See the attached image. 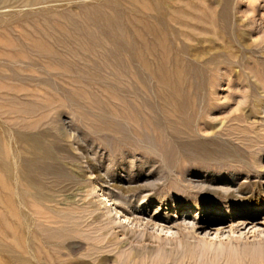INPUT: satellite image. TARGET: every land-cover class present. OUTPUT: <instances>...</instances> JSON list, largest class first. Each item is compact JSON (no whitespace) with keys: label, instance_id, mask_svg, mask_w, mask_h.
Masks as SVG:
<instances>
[{"label":"rangeland","instance_id":"374dc122","mask_svg":"<svg viewBox=\"0 0 264 264\" xmlns=\"http://www.w3.org/2000/svg\"><path fill=\"white\" fill-rule=\"evenodd\" d=\"M148 1L55 0L27 7L18 3L0 7V148L8 154L5 155L7 174L0 165V242L10 243L9 246L0 243V264H125L130 241L141 236L151 253L140 254L131 264H252L248 254L257 252L264 261V206L252 209L248 200L253 196L264 202V1L158 0L179 5L182 7L180 13L176 11L162 22L153 15L149 17V26H145L143 20L148 18L145 19L144 6L151 4ZM188 3L194 8L186 9ZM89 6H93L94 15ZM95 13L101 14L100 19ZM87 15L94 17L91 18L94 24L92 21L90 24ZM81 17L88 26L83 24ZM77 22L81 24L76 25ZM70 29H74L76 36ZM157 33L162 36L157 38ZM124 42L127 43L123 46ZM221 52L225 55L221 56ZM173 60L176 61L173 63ZM161 81L166 82L163 85ZM131 85H135L134 89ZM175 89L181 92L177 93ZM19 134H40L43 145L54 143L58 155L67 158L65 161L76 163L75 159L68 158L73 154L79 159L90 160L97 172L101 170L100 174L108 170L109 178L117 187L121 186L118 189L137 190L149 198L147 215L135 222L129 217L119 218L98 189L95 194L90 193L89 184H82L72 189L73 193L69 192V200L78 201L81 207H90L85 201L92 202L91 206L96 208L94 216L99 217L97 224H90L91 220L87 218L82 221V229L67 231L63 247L49 245L46 242L48 236L56 241L60 233L55 232H61L67 226L55 215L66 203L61 192L63 182L61 179L54 181L49 174L40 175L37 170L35 173L42 183L49 184L47 191L56 196V202L40 204L23 195L17 171L26 148L19 141ZM65 135H71L74 141L68 143ZM231 177L235 178L234 183H230ZM4 187L9 191L3 192ZM226 193L230 195L227 197ZM172 204L181 207L179 214H174ZM46 205H51L52 212L44 210ZM155 207L160 208L159 218L150 223L148 216ZM232 210L249 214L246 219H241L230 215ZM257 211L263 215L253 216ZM77 214L82 215L81 210ZM208 221L212 223L208 225ZM11 225L15 228L13 231ZM101 228H107L101 231L106 235L98 233L97 229ZM109 239L113 240L110 242ZM41 245L43 250L37 251ZM46 254L51 255V260L46 261Z\"/></svg>","mask_w":264,"mask_h":264},{"label":"bare ground","instance_id":"6f19581e","mask_svg":"<svg viewBox=\"0 0 264 264\" xmlns=\"http://www.w3.org/2000/svg\"><path fill=\"white\" fill-rule=\"evenodd\" d=\"M46 1H55V0H0V7H3V5H7V6H9L8 4H14V3H18V4H22L21 6L23 7H27V6H30V5H34V4H40V3H44V2H46ZM59 1V0H58ZM109 3H110V1L111 0H107ZM117 1V0H116ZM122 1V0H121ZM192 1V0H191ZM264 1V0H263ZM113 2V1H112ZM111 2V3H112ZM129 2V1H128ZM143 2V1H142ZM149 2V1H148ZM150 2H151V4L150 5H145L144 7H145V11H146V14H147V17L145 18V19H147V20H143V24L145 25V26H147L148 25V23H150L148 20H149V17H151V16H155V18H157L158 19V22H162L163 21V19L164 18H166L167 16H169V15H173V14H175L176 13V11H177V13L179 12V10L182 8V7H180L179 5H178V7H177V5H171L170 3H165V2H163V1H158V0H156L155 2H153L152 3V1L150 0ZM149 2V3H150ZM190 2V1H189ZM225 3H226V1H224ZM228 2V1H227ZM222 4H224L223 2H221ZM231 3H233L232 2V0H231ZM103 4V3H102ZM105 4H106V2H105ZM125 4V3H124ZM127 4H129V3H127ZM130 4H132V3H130ZM141 4V3H140ZM191 4V3H190ZM189 3L188 4H186V6L187 7H185L186 9H189V8H191V7H193L194 8V6L193 5H190ZM193 4V3H192ZM196 4V3H195ZM229 4V3H228ZM15 5V4H14ZM89 5V4H88ZM108 5V4H107ZM121 4H120V2H119V6H120ZM133 5V4H132ZM132 5H129V6H132ZM219 5V4H218ZM225 5V4H224ZM226 5H227V3H226ZM230 5V4H229ZM12 6V5H11ZM94 6V5H93ZM92 6V7H93ZM97 6H100L99 4L97 5ZM108 6H112L111 4L110 5H108ZM114 6V5H113ZM122 6V5H121ZM210 6V5H209ZM222 6V5H221ZM235 6V5H234ZM84 8V6H81V8ZM92 7H90L89 6V8H91L92 9ZM104 7V6H103ZM133 7V6H132ZM180 7V8H179ZM218 7V6H217ZM227 7V6H226ZM6 8V7H5ZM8 8V7H7ZM14 8H16V7H14ZM96 8V7H95ZM105 8V7H104ZM135 8H136V6H135ZM138 8V7H137ZM136 8V9H137ZM200 8H202V7H200ZM219 8H220V6H219ZM224 9H226L225 7H223ZM230 8V7H229ZM3 9V8H2ZM19 9V8H18ZM87 10H88V7L86 8ZM91 9H89V10H91ZM101 9H103L102 7H101ZM126 9H127V7H126ZM139 9V8H138ZM5 10V9H4ZM17 10V9H16ZM22 10V9H21ZM86 10V11H87ZM88 10V11H89ZM96 10H97V8H96ZM115 10H116V8H115ZM170 10H173V11H170ZM221 10V9H220ZM82 11V10H81ZM92 11H93V13L91 14V15H94V10L92 9ZM98 11V10H97ZM111 11V10H110ZM123 11H124V9H123ZM128 11L130 12V10L128 9ZM198 11V10H197ZM221 11H223V10H221ZM230 12H231V10H229ZM122 12V11H121ZM224 12H225V10H224ZM228 12V11H227ZM229 12V13H230ZM86 14V12H84L83 11V14ZM88 13H90V12H88ZM117 13V12H116ZM123 13V12H122ZM131 13V12H130ZM180 13V12H179ZM204 13V12H203ZM206 13V12H205ZM204 13V14H205ZM228 13V14H229ZM4 14V13H3ZM11 14V13H10ZM20 14V13H19ZM65 14V13H64ZM63 14V15H64ZM67 14V13H66ZM99 13H95V15H98ZM219 14V13H218ZM223 14V13H222ZM2 15V14H1ZM48 15V14H47ZM116 15V14H115ZM130 15V14H129ZM186 15H188V14H186ZM191 16L193 15V14H190ZM223 15H225V14H223ZM222 15V16H223ZM230 15H231V13L229 14V18H230ZM67 16V15H66ZM80 16H82V14L80 15ZM79 16V17H80ZM87 16H89V15H87ZM100 16H101V14H99V19H100ZM134 16V15H133ZM136 16V15H135ZM134 16V17H135ZM139 15H137V17H138ZM176 16V15H175ZM201 16V15H200ZM206 16V15H205ZM37 17V16H36ZM41 17V16H40ZM111 17V16H110ZM117 17V16H116ZM119 17H120V15H119ZM181 17H182V15H181ZM195 17V16H194ZM218 17H220V15L218 16ZM64 18H67V19H69L68 17H64ZM91 18H93L94 19V17H91ZM90 18V16H89V18L87 17V19L89 20V22L90 21H92L93 22V24H94V21L92 20ZM96 18V17H95ZM105 18V17H104ZM104 18H103V21H104ZM108 18V17H107ZM118 18V17H117ZM116 18V19H117ZM139 18H141V17H139ZM195 18H197V17H195ZM222 18V17H221ZM221 18H219V19H221ZM227 18V17H226ZM228 18V19H229ZM72 19V18H71ZM81 19H82V17H81ZM98 19V18H97ZM96 19V20H97ZM98 19V20H99ZM115 19V18H114ZM193 19V18H192ZM201 18H199V20H200ZM219 19H218V21H219ZM223 19V18H222ZM30 20H31V18H30ZM41 20V19H40ZM46 20V19H45ZM66 20V19H65ZM73 20V19H72ZM75 20V19H74ZM73 20V21H74ZM78 20V19H77ZM86 20V19H85ZM107 20V19H106ZM121 20V19H120ZM119 20V21H120ZM151 20V19H150ZM177 20V19H176ZM182 20V19H181ZM203 20V19H202ZM207 20V19H206ZM117 21V20H116ZM171 21H173V20H171L170 19V22ZM184 21V20H183ZM185 21H186V19H185ZM198 21V20H197ZM214 21V20H213ZM221 21V20H220ZM223 21H225V19H223ZM67 22V21H66ZM71 22V21H70ZM76 22V21H75ZM82 22H84L83 21V19H82ZM96 22V21H95ZM124 22V21H123ZM131 22V21H130ZM195 22V21H194ZM204 22H206L207 23V21H204ZM226 22V21H225ZM224 22V23H225ZM232 22V21H231ZM48 23V22H47ZM73 23V22H72ZM81 24L80 22H77V24L76 23H74V25L76 24V25H79V24ZM87 23H88V21H87ZM96 23H98V22H96ZM112 23H114V21L112 22ZM117 23H118V21H117ZM132 23V22H131ZM152 23V22H151ZM156 23V22H155ZM168 23H169V21H168ZM171 23H173V22H171ZM174 23H177V22H175L174 21ZM188 23H190V22H188ZM213 23H215V22H213ZM217 23V22H216ZM227 23V22H226ZM67 24H69L68 22H67ZM83 24H85L86 25V23L84 22ZM89 24V23H88ZM90 24H92L91 22H90ZM107 24H109V23H107ZM134 24V23H133ZM147 24V25H146ZM183 24H185V23H183ZM186 24H187V22H186ZM219 24H223L222 22L220 23L219 22ZM228 25H229V23H227ZM50 25V24H49ZM105 25V24H104ZM114 26L116 25V24H113ZM122 25V24H121ZM128 25V24H127ZM132 25V24H131ZM135 25V24H134ZM156 25V24H155ZM177 25V24H176ZM180 25H182V24H180ZM191 25V24H190ZM192 25H193V27H194V25H195V23L193 24L192 23ZM215 25V24H214ZM225 26H226V24H224ZM45 26V25H44ZM64 26V25H63ZM66 26V25H65ZM72 26V25H71ZM86 26H88V25H86ZM90 26V25H89ZM95 26V25H94ZM106 26V25H105ZM140 26V25H139ZM139 26H135V27H139ZM149 26V25H148ZM152 26V25H151ZM184 26V25H183ZM189 26V25H188ZM196 26V25H195ZM198 26V25H197ZM225 26H224V28H225ZM78 27V29H79V27L80 26H77ZM91 27V26H90ZM116 27H117V25H116ZM115 27V28H116ZM122 27H124V26H122ZM154 27V26H153ZM177 27H178V25H177ZM199 27H201V26H199ZM216 27V26H215ZM49 27H47V29H48ZM68 28V27H67ZM83 28V27H82ZM100 28V27H99ZM110 27H108V29H109ZM113 28V27H112ZM119 28H120V26H119ZM118 28V29H119ZM141 28V27H140ZM162 28V27H161ZM174 28H176L175 26H174ZM195 28V27H194ZM205 28H207V27H205ZM214 28V27H213ZM44 29V28H43ZM81 29V28H80ZM89 29H91V28H89ZM101 29V28H100ZM127 29H128V27H127ZM138 29V28H137ZM142 29V28H141ZM148 29H149V27H148ZM208 29V28H207ZM226 29V28H225ZM224 29V31H226L227 32V30H225ZM72 30H74V29H70L69 31H72ZM83 30H84V28H83ZM105 30H107V26H106V28H105ZM117 30V29H116ZM122 30V29H121ZM121 30L119 29V31L121 32ZM125 30V29H124ZM132 30V29H131ZM176 30V29H175ZM174 30V31H175ZM180 30H181V28H180ZM180 30H178V31H180ZM183 30V29H182ZM205 30V29H204ZM208 30H210V29H208ZM220 30V29H219ZM222 30V29H221ZM112 31V30H111ZM118 31V33H120ZM125 31H127V30H125ZM145 31V30H144ZM161 31V30H160ZM168 31V30H167ZM223 31V30H222ZM223 31V32H224ZM234 31V30H233ZM45 32V31H44ZM73 32V34H74V32L75 31H72ZM82 32V31H81ZM80 32V33H81ZM107 32H108V30H107ZM106 32V33H107ZM124 32V31H123ZM141 32H143V31H141ZM181 32V31H180ZM187 32V31H186ZM213 32V31H212ZM221 32V31H220ZM40 33V32H39ZM46 33L47 34H49L48 33V31L46 30ZM86 33V32H85ZM88 33V32H87ZM86 33V34H87ZM91 33V32H90ZM109 33V32H108ZM114 33H116V32H114ZM159 33V32H158ZM158 33H157V35H158ZM162 33V32H161ZM208 33H210L209 31H208ZM217 33V32H216ZM78 34V33H77ZM89 34V33H88ZM123 34V33H122ZM165 34V33H164ZM169 34V33H168ZM185 34V33H184ZM193 34V33H192ZM227 34V33H226ZM39 35H41V34H39ZM50 35V34H49ZM48 35V36H49ZM75 35V34H74ZM94 35V34H93ZM119 36H120V34H118ZM144 35H145V32H144ZM183 34H181V36H182ZM186 35V34H185ZM42 36V35H41ZM47 36V37H48ZM76 36V35H75ZM113 38H114V34H112L111 35ZM117 37V38H120V37ZM155 36V35H154ZM159 36H162L161 34L160 35H158V36H156L157 38H159ZM187 36V35H186ZM192 36V35H191ZM51 37V36H50ZM53 37H54V35H53ZM116 37V36H115ZM147 37V36H146ZM155 37V38H156ZM175 37V36H174ZM177 37V36H176ZM179 37V36H178ZM184 37V36H183ZM196 37V36H195ZM37 38V37H36ZM151 39H153L152 37H150ZM186 38V37H185ZM87 39H88V37H87ZM90 39V38H89ZM88 39V40H89ZM167 39V38H166ZM191 39H192V37H191ZM95 40H96V38H95ZM94 40V41H95ZM169 40V39H168ZM174 40V39H173ZM115 41H117V39L115 40ZM131 41V40H130ZM208 41V40H207ZM167 42V41H166ZM91 43H93V42H91ZM95 43H97V40H96V42ZM125 43H127V42H124L123 43V46L125 45ZM129 43H131V42H129ZM116 44H117V42H116ZM133 44V46L135 45V43H132ZM169 44V43H168ZM42 45H43V43H42ZM167 45V44H166ZM40 46V45H39ZM157 46V45H156ZM165 46V45H164ZM170 46H171V44H170ZM130 47V46H129ZM134 47H136V46H134ZM169 47V46H168ZM186 47H188L187 45H186ZM155 48V47H154ZM164 48V47H163ZM212 48V47H211ZM126 49V48H125ZM167 49H169V48H167ZM178 49V48H177ZM187 49V48H186ZM186 49H185V52H187L186 51ZM133 50V49H132ZM135 50L136 49H134V51L133 52H135ZM151 50V49H150ZM160 50V49H159ZM170 50V49H169ZM189 50V49H188ZM156 51V50H155ZM161 51V50H160ZM178 51V50H177ZM192 51V50H191ZM197 51V50H196ZM158 52V51H157ZM162 52H164V51H162ZM155 53V52H154ZM215 53V52H214ZM217 53V52H216ZM215 53V54H216ZM221 53H223V52H221ZM161 54V53H160ZM173 54H175V52H173ZM218 54V53H217ZM131 55H132V53H131ZM158 55H159V52H158ZM190 55L191 54H189L188 55V57H190ZM223 55H225L224 53L221 55V56H223ZM230 55V54H229ZM213 56V55H212ZM177 56H175V58H176ZM186 57V56H185ZM195 57V56H194ZM214 57H216V56H214ZM218 57V56H217ZM216 57V58H217ZM227 57V56H226ZM132 58V57H131ZM187 58V57H186ZM211 58V57H210ZM216 58H215V60H216ZM228 58V57H227ZM134 59H136V58H134ZM174 59V58H173ZM212 59H213V57H212ZM223 59H225V58H223ZM178 60V59H177ZM181 60V59H180ZM162 61H165V60H162ZM166 61H167V59H166ZM165 61V62H166ZM174 61H176V60H173V63H174ZM196 61V60H195ZM203 61V60H202ZM205 61H207V60H205ZM208 61H210V60H208ZM217 61V60H216ZM224 61H227V62H229L228 60H224ZM158 62V61H157ZM160 62V61H159ZM211 62V61H210ZM209 62V64H211ZM215 62V61H214ZM232 62V61H231ZM213 63V62H212ZM219 63V62H218ZM158 64V63H157ZM160 64H162V63H160ZM164 64H166V63H164ZM206 64H207V62H206ZM227 64V63H226ZM159 65V64H158ZM205 65V64H204ZM213 65V64H212ZM215 65V64H214ZM217 65V64H216ZM121 66V65H120ZM147 66V65H146ZM175 66V65H174ZM177 66V65H176ZM175 66V67H176ZM178 66H179V64H178ZM180 66H182V65H180ZM162 67H164L165 68V66H163L162 65ZM168 67V66H167ZM166 67V68H167ZM205 67V66H204ZM211 67V66H210ZM209 67V68H210ZM159 68V67H158ZM156 69V70H158L159 71V69ZM161 68V67H160ZM178 69H181V68H178ZM211 69V68H210ZM163 70V69H162ZM176 70H177V67H176ZM176 70H175V72H176ZM197 70V69H196ZM207 70V69H206ZM208 71V70H207ZM155 72V71H154ZM167 72V71H166ZM178 73H179V70H178ZM178 73H177V75H178ZM184 73V72H183ZM185 73H187V72H185ZM180 74V73H179ZM164 75H166L165 73H164ZM181 75V74H180ZM179 75V76H180ZM160 76V75H159ZM178 76V77H179ZM166 77H168V76H166ZM181 77V76H180ZM179 77V78H180ZM201 77V76H200ZM203 78V77H202ZM159 79V78H158ZM183 79V78H182ZM169 80V82H171L170 80H171V78L170 79H168ZM178 80V79H177ZM180 81H181V79H180ZM200 81V80H199ZM159 82H160V80H159ZM162 82V81H161ZM166 82V81H165ZM165 82H162V83H160V84H165ZM173 82V81H172ZM175 82V81H174ZM201 82V81H200ZM131 83V82H130ZM181 83H183V82H181ZM115 84H117L118 85V83H115ZM121 84V83H120ZM169 84V83H168ZM171 84V83H170ZM176 84V83H175ZM200 84V83H199ZM122 85V84H121ZM171 85H173V84H171ZM170 85V86H171ZM179 85V84H178ZM129 86V85H128ZM132 86V85H131ZM133 86H135V85H133ZM132 86V87H133ZM168 85H166V86H164L165 88L167 87ZM185 85H183V87H184ZM119 87H120V85H119ZM127 87V86H126ZM172 87V86H171ZM170 87V88H171ZM181 87V86H180ZM122 88H124V86L122 87ZM121 88V90H123ZM128 88V87H127ZM169 88V87H168ZM176 88V87H175ZM178 88V87H177ZM128 89H130L131 90V88L129 87ZM133 89H134V87H133ZM171 89H173V88H171ZM119 90V89H118ZM176 90V92H177V89H175ZM132 91V90H131ZM131 91H129V93H132ZM180 90H178V92H179ZM183 91H185V90H183ZM124 91H122V93H123ZM128 91H126V93H127ZM169 92V91H168ZM177 92V93H178ZM181 92V91H180ZM170 93H171V91H170ZM174 93V92H173ZM177 93H174V94H177ZM161 94V93H160ZM186 94V93H185ZM178 95H181V94H178ZM184 95V94H183ZM162 96H163V94H162ZM161 96V97H162ZM167 96H168V94H167ZM172 96H174L173 94H172ZM186 96V95H185ZM163 97H165V96H163ZM187 97V96H186ZM185 97V98H186ZM176 98V97H175ZM180 98H182V97H180ZM166 99V98H165ZM169 99V98H168ZM188 99V98H187ZM161 100V99H160ZM184 100V99H183ZM186 100V99H185ZM177 101V100H176ZM188 101V100H187ZM160 102V101H159ZM170 102H172V101H170ZM169 102V103H170ZM162 103V102H161ZM174 103V102H173ZM183 103H184V101H183ZM182 103V104H183ZM91 104V103H90ZM102 104V103H101ZM175 104V103H174ZM91 105H93V103L91 104ZM165 105H166V103H165ZM88 106V105H87ZM98 106H99V104H98ZM104 106V105H103ZM151 106V105H150ZM173 106V105H172ZM176 106V105H175ZM179 106V105H178ZM187 106V105H186ZM90 107V106H89ZM171 108H173V107H171ZM93 110V109H92ZM100 110V109H99ZM176 110V109H175ZM174 110V112H176ZM98 111V110H97ZM105 111V110H104ZM177 111H178V109H177ZM182 111V110H181ZM80 112H82V111H80ZM84 112V111H83ZM183 112H184V110H183ZM88 113V112H87ZM179 113V112H178ZM181 113V112H180ZM179 113V114H180ZM95 114V113H94ZM93 114V115H94ZM175 114H177V112L175 113ZM186 114V113H185ZM184 114V115H185ZM97 115V114H96ZM112 115V114H111ZM83 116V115H82ZM55 118V117H54ZM112 118H113V115H112ZM56 119V118H55ZM59 119H61V118H59ZM84 119V118H83ZM51 120V119H50ZM54 120V119H53ZM111 120V119H110ZM41 121V120H40ZM39 121V122H40ZM67 121V120H66ZM56 122V121H55ZM59 122V121H58ZM57 122V123H58ZM85 122V121H84ZM89 122V121H88ZM104 122V121H103ZM73 123V122H72ZM86 123V122H85ZM94 123H96V122H94ZM122 123V122H121ZM35 124V123H34ZM53 124H55V123H52L51 125H53ZM159 124V123H158ZM170 124H171V122H170ZM37 125H38V123H37ZM56 125V124H55ZM57 125H59V123L57 124ZM70 125V124H69ZM101 125V124H100ZM109 125V124H108ZM172 125H174L173 124V122H172ZM60 126V125H59ZM65 126V125H64ZM93 126V125H92ZM55 127V126H54ZM94 127V126H93ZM92 127V128H93ZM102 127H103V125H102ZM114 127V126H113ZM175 127V126H174ZM177 127V126H176ZM175 127V128H176ZM188 127V126H187ZM52 128V127H51ZM57 128H58V126H57ZM65 128V127H64ZM69 128V127H68ZM97 128V127H96ZM95 128V129H96ZM125 128V127H124ZM71 129H72V127H71ZM74 129V128H73ZM91 129V128H90ZM99 129V128H98ZM128 129V128H127ZM105 130V129H104ZM180 130V129H179ZM48 131H49V129H48ZM60 131V130H59ZM66 131V130H65ZM72 131V130H71ZM99 131V130H98ZM146 131V130H145ZM187 131V130H186ZM54 132V131H53ZM63 133H64V131H62ZM75 132H76V130H75ZM101 132V131H100ZM188 132V131H187ZM186 132V133H187ZM190 132V131H189ZM193 132V131H192ZM44 133H45V131H44ZM56 133V135H57V132H55ZM79 133V132H78ZM112 133V132H111ZM185 133V134H186ZM50 134H53V133H50ZM134 135H136L135 133H134ZM173 136V135H172ZM177 136V135H176ZM186 136V135H185ZM60 137H62V136H60ZM65 138H66V140H67V142L68 143H71L72 141H74V137H72L71 135H65L64 136ZM133 137V136H132ZM139 138H141L140 136H138ZM56 138V137H55ZM59 138V137H58ZM126 138V137H125ZM18 139H19V141L25 146V148H26V150H25V154H23V151L21 150V153L23 154L21 157H20V162H21V168L17 171V174H18V178H19V181H20V184H21V189H22V192H23V195H25V196H28V198H30L33 202H37V203H40V204H53V203H55L56 202V196H54L53 194L51 195V194H49L48 193V189H47V186L49 185H46V184H44V183H42L41 181H40V176H38V174H36L35 173V171H37V170H39L40 172H39V174L40 175H46V174H49V175H51V176H53V178H54V181H55V179H61L62 180V182H63V185H62V191L61 192H63V194H62V197H64L65 198V201H66V203H65V207L62 209V210H60V211H58V212H55L56 214V216L58 217V219L59 218H61L62 219V225H67V226H64V228L65 229H63V231H61V232H55V234H59L58 235V237H57V239H56V241L53 239V237L51 238V236H48V238H47V240H46V242L49 244V245H52V246H54V247H61L62 246V241H64V237H66L67 235H68V232H73V230H76V229H78V228H81L80 226H81V224H82V221H85V219H87V218H89L91 221H90V224H97V222H98V220H99V217L98 216H94V214H95V211H96V208H94V207H92L91 205H92V202H87V201H85L86 202V204H88L90 207H84V205H82L81 203H79V204H81L82 205V207L80 206V205H78L77 203H78V201L77 202H74V201H70L69 200V196H71L70 195V193L69 192H71V193H73L72 192V189H76L77 187H79V186H81L82 184H89V188H91L90 189V191L89 190H87V191H89L90 193L92 192V193H94L97 189L99 190V192L101 193V196L103 197V198H105L106 199V201H107V203H110L111 204V206L113 207L112 209L116 212V214H118V216L120 215V217L119 218H122V219H125V217H129L132 221H139L143 216H145V215H147V213H148V209H147V205H148V201H149V198L147 197V196H145V195H142L143 193H141V192H138L137 190H126V191H121L120 189H118L119 187H121V186H119V187H117L116 186V184L113 182V180L112 179H110L109 178V176H108V170L107 171H104V173L102 174H100L99 172L101 171L100 169V171L99 172H97L96 171V168L93 166V164L91 163V161L90 160H88L87 158H84V157H82L81 159H79L77 156H74L73 154H69V159H75L76 161V163H70V162H68V160L67 161H65L66 159H64L63 157H61L60 155H58V151H57V147H55L54 146V143L52 144V143H49L47 146H44L43 145V138H42V136L40 135V134H34V135H23V134H19L18 135ZM178 139V138H177ZM183 139V138H182ZM79 140V139H78ZM77 140V141H78ZM54 141V140H53ZM3 142V141H2ZM145 142V141H144ZM185 142V141H184ZM57 143V142H56ZM67 143V144H68ZM7 144H9V143H7ZM161 144V143H160ZM159 144V145H160ZM69 145V144H68ZM188 145V144H187ZM8 146V145H7ZM4 147V148H6V152H7V149H8V147ZM24 146H22V147H24ZM73 146V145H72ZM69 148H70V146H68ZM10 149V148H9ZM71 149V148H70ZM83 149V148H82ZM89 148H87V150H88ZM92 149V148H91ZM24 150V149H23ZM76 150V149H75ZM86 150V151H87ZM90 150V149H89ZM151 150V149H150ZM71 151V150H70ZM92 151V150H91ZM78 152V151H77ZM83 152V151H82ZM157 152V151H156ZM9 153V152H8ZM19 153V152H18ZM79 153V152H78ZM84 153V152H83ZM92 153V152H91ZM7 153H5V149H3V148H0V165H1V168H2V170L4 171V173H6L7 174V172H8V166H7V163H6V157L8 156V154H7V156H5ZM62 154H63V152H62ZM77 154V153H76ZM93 154V153H92ZM205 154V153H204ZM16 155V154H15ZM64 155V154H63ZM72 155V156H71ZM85 155H86V153H85ZM90 155V154H89ZM11 156V155H10ZM88 156V155H87ZM12 157V156H11ZM67 157V156H66ZM80 157V156H79ZM90 157V156H89ZM126 157V156H125ZM129 157V156H128ZM13 159V158H12ZM91 159V158H90ZM93 159H95V158H93ZM96 159H98L97 158V156H96ZM80 160H82V161H80ZM92 160V159H91ZM10 163V162H9ZM14 163V162H13ZM95 163V162H94ZM133 163V162H132ZM132 163H130V164H132ZM135 163V162H134ZM18 166V165H17ZM13 167H15L14 165H13ZM97 167V166H96ZM110 167V166H109ZM108 167V168H109ZM135 167V166H134ZM132 169H133V167H132ZM134 170V169H133ZM15 171V170H14ZM111 171V170H110ZM113 173V172H112ZM0 174H1V172H0ZM114 175V174H113ZM2 176V175H1ZM14 177V176H13ZM113 177V176H112ZM111 177V178H112ZM15 178V177H14ZM17 178V179H18ZM115 178V177H114ZM0 180H1V178H0ZM8 180V179H7ZM116 180V179H115ZM14 181V180H13ZM236 180H235V178L234 177H231L230 178V183H234ZM8 182H9V180H8ZM59 182V181H58ZM131 182V181H130ZM1 183V182H0ZM50 183H52V182H50ZM118 183V182H117ZM3 184V183H2ZM55 184L56 185H59V183L57 184V182H55ZM55 184H52V185H55ZM127 184V183H126ZM14 185V184H13ZM55 185V186H56ZM134 185V184H133ZM238 185V184H237ZM3 186V185H2ZM50 186H51V184H50ZM49 186V187H50ZM54 186V187H55ZM136 186V185H135ZM225 186H227V185H225ZM229 186V185H228ZM7 187H8V185H7ZM7 187H4L6 190H4L3 192H8L9 190H7ZM15 187V186H14ZM53 186H51V188H52ZM61 187V186H60ZM129 187V186H128ZM137 187V186H136ZM231 187V186H230ZM235 187V186H234ZM237 187V186H236ZM235 187V188H236ZM1 188V187H0ZM9 188V187H8ZM51 188H49V189H51ZM59 188V187H58ZM57 188V189H58ZM88 188V189H89ZM224 188H226V187H224ZM223 188V189H224ZM240 188V187H239ZM60 189V188H59ZM82 189H86V188H82ZM138 189V188H137ZM228 188H226V190H227ZM1 190H3V188L1 189ZM56 190V189H55ZM51 191V190H50ZM53 191V190H52ZM140 191V190H139ZM225 191V190H224ZM228 191H230L231 192V190L229 189ZM56 192V191H55ZM83 192H84V190H83ZM116 192V193H115ZM235 193H236V190L234 191ZM53 193H54V191H53ZM69 193V194H68ZM75 193H76V191H75ZM89 193V194H90ZM57 194V193H56ZM77 194V193H76ZM95 194V193H94ZM145 194V193H144ZM229 194V193H228ZM1 195H2V192H1ZM61 195V194H60ZM226 195H227V193H226ZM230 195V194H229ZM229 195H227V197L229 196ZM233 195V194H232ZM73 196V195H72ZM76 196V195H75ZM92 196V195H91ZM237 196H238V194H237ZM236 196V197H237ZM8 197V196H7ZM11 197V196H10ZM16 197V196H15ZM60 197V196H59ZM77 197V196H76ZM86 197H88L87 195H86ZM234 197V196H233ZM74 198V197H73ZM2 199V198H1ZM10 199V198H9ZM17 199V198H16ZM58 199V198H57ZM87 199V198H86ZM12 199H10L9 201H11ZM93 200V199H92ZM92 200H89V201H92ZM249 206L252 208V209H258V208H262L264 205V202H262L258 197L257 198H253V196H251L249 199ZM9 201L7 202V204L9 205ZM16 201H18V200H16ZM76 201V200H75ZM105 201V200H104ZM29 202H30V200H29ZM13 203V202H12ZM95 203V202H94ZM106 203V204H107ZM83 204H85V203H83ZM85 204V205H86ZM6 205V204H5ZM94 205V204H93ZM1 206V205H0ZM7 206V205H6ZM12 206V205H11ZM32 206V205H31ZM34 206V205H33ZM33 206H32V208H33ZM41 206V205H40ZM59 206V205H58ZM110 206V207H111ZM10 206H8L7 207V209L9 208ZM22 207H23V205H22ZM21 207V208H22ZM38 207V206H37ZM42 207V206H41ZM95 207H97V206H95ZM13 208V207H12ZM12 208H10V209H12ZM31 208V207H30ZM57 208V207H56ZM98 208V207H97ZM4 208H2V210H3ZM6 209V210H7ZM34 209V208H33ZM159 207L158 208H156L155 207V210H154V212L152 213V215L151 216H148L149 218V222L151 223V222H154V221H156L158 218H159V214L157 213L158 211H159ZM171 209L173 210V212H174V214H179V212L181 211V207L180 206H178V205H175V204H172V206H171ZM187 209H189V208H187ZM25 210V209H24ZM27 210V209H26ZM37 210V209H36ZM44 210H48V211H51L52 212V207H51V205H46L45 206V208H44ZM80 210H81V213H82V215L80 214V216H78V214H77V211H79L80 212ZM12 211H13V209H12ZM15 211H16V209H15ZM106 211V210H105ZM112 211V210H111ZM227 211V210H226ZM263 211V210H262ZM4 212L6 213V211L4 210ZM5 213H4V215H5ZM14 213H16V214H18L17 212H14ZM24 213V212H23ZM31 213V212H30ZM37 213V212H36ZM47 213V212H46ZM107 214L109 213V211L108 212H106ZM16 214H14V215H16ZM75 214L77 215V216H75ZM98 214V213H97ZM221 214V213H220ZM248 214H249V212H246V213H241V212H239V211H237V210H232L231 211V213H230V215H237V216H240V218L241 219H246L247 217H248ZM257 214V216H262L263 215V213L262 212H258L257 211V213H254L253 214V216H255ZM12 215V214H11ZM13 215V216H14ZM103 215H105V214H103ZM8 216V215H7ZM12 216V217H13ZM17 216V215H16ZM16 216H15V218H16ZM31 216V215H30ZM49 216V215H48ZM107 216V215H106ZM1 217V216H0ZM10 217V216H9ZM9 217H8V219H9ZM19 217V216H18ZM34 217V216H33ZM105 217V216H104ZM3 218H5V217H3ZM3 218H1L2 219V221H3ZM20 218V217H19ZM36 218V217H35ZM52 218H54L53 216H52ZM128 218V219H129ZM12 219V218H11ZM14 219V218H13ZM37 219V218H36ZM42 219V218H41ZM40 219V220H41ZM183 219H185V216H183ZM34 221H38V220H34ZM33 221V222H34ZM43 221H47V220H43ZM109 221V220H108ZM134 221V222H135ZM38 222H41V221H38ZM48 222V221H47ZM57 222V221H56ZM87 222V221H86ZM102 222V221H101ZM44 223V222H43ZM108 223V222H107ZM212 222L211 221H208V225L209 224H211ZM12 224L14 225L15 223L14 222H12ZM35 224V223H34ZM38 224V223H37ZM45 224V223H44ZM43 224V225H44ZM48 224V223H47ZM46 224V225H47ZM100 224V223H99ZM99 224H98V226H99ZM207 224V223H206ZM1 225H2V223H1ZM10 225V224H9ZM13 225H11V228L13 227ZM84 225V224H83ZM86 226L88 225L87 223L85 224ZM108 225V224H107ZM15 226V225H14ZM53 226V225H52ZM96 226V225H95ZM98 226H96L97 228H99ZM100 226H101V224H100ZM103 226V225H102ZM104 226L105 227H110V226H106L105 224H104ZM204 226H205V224H204ZM0 227H2V226H0ZM17 227V226H16ZM40 228H41V226H39ZM48 227V226H47ZM57 227H58V225H57ZM91 227V226H90ZM203 227V226H202ZM63 228V227H62ZM95 227H93V229H94ZM13 229H15V228H12L11 230L13 231ZM82 229V228H81ZM90 229V228H89ZM96 229V228H95ZM102 229H104V228H101V229H97V231H98V233H99V231L101 232L102 231ZM112 229V228H111ZM110 229V230H111ZM5 230V229H4ZM91 230V229H90ZM104 230H107V228H105ZM109 230V231H110ZM113 230V229H112ZM8 231V230H7ZM7 231H5V232H7ZM15 231V230H14ZM17 231L19 232V230H18V227H17ZM42 231V230H41ZM68 231V232H67ZM87 231H89V230H86V232ZM92 231V230H91ZM4 232V233H5ZM94 232V231H93ZM3 233V234H4ZM8 233V232H7ZM20 233V232H19ZM41 233V232H40ZM83 233H85V232H83ZM101 233H104V232H101ZM9 234V233H8ZM14 234V233H13ZM43 234V233H42ZM54 234V233H53ZM80 234V233H79ZM82 234V233H81ZM105 235H106V233H104ZM17 235H18V233H17ZM89 235V234H88ZM100 235V234H99ZM103 235V234H102ZM5 236H6V233H5ZM33 236V235H32ZM37 236V235H36ZM39 236V235H38ZM41 236V235H40ZM73 236V235H72ZM76 236V235H75ZM75 236H74V238H75ZM111 237H112V234L110 235ZM11 237V239H12V237H13V235H11L10 236ZM21 237V236H20ZM20 237H17V238H20ZM142 237L143 236H141L140 238H136V239H134V240H132V241H130V246L128 247V251H127V253H125L126 254V261H125V264H131V262H133V261H136V259L138 258L139 259V256H141L140 254H143V255H148V248L145 246V242H144V240L142 239ZM7 238H9L8 237V235H7ZM108 238L109 237H107V240H108ZM113 238H116V237H113ZM53 239V240H52ZM63 239V240H62ZM82 239V238H81ZM99 239V238H98ZM117 239V238H116ZM1 240H3V239H1ZM7 240V239H6ZM18 240V239H17ZM30 240V239H29ZM35 240V239H34ZM34 240H32V241H34ZM80 240V239H79ZM84 240V239H83ZM88 240H90V239H88ZM103 240V239H102ZM110 240H113V239H109V241ZM13 241H14V238H13ZM19 241H20V239H19ZM38 241H39V239H38ZM66 241V240H65ZM108 241V243H110ZM181 241V240H180ZM4 242V244L5 243H7V242H9V241H3ZM15 242H16V240H15ZM22 242V241H21ZM35 242V241H34ZM40 242V241H39ZM39 242H38V245H39ZM72 242V241H71ZM81 242V241H80ZM90 242V244L92 243L91 241H89ZM99 242H101V239H99ZM98 242V243H99ZM103 242V241H102ZM105 242V241H104ZM103 242V243H104ZM113 242V241H112ZM182 243H183V240L181 241ZM1 243V242H0ZM17 244H18V242H16ZM81 243H83V242H81ZM94 243V242H93ZM113 243H116V242H113ZM111 244V245H114V244ZM2 244V243H1ZM4 244H2V245H4ZM36 244V243H35ZM95 244V243H94ZM100 244H102V243H100ZM107 243H105L104 245H106ZM118 243H116V246H118L117 245ZM127 244V243H126ZM185 244L187 245L188 243L187 242H185ZM184 244V245H185ZM6 245V244H5ZM8 245V244H7ZM6 245V246H7ZM9 245H10V243H9ZM8 245V246H9ZM14 245V244H13ZM16 245V244H15ZM65 245V244H64ZM63 245V246H64ZM6 246H3V247H6ZM34 246V245H33ZM62 246V247H63ZM108 246H110V245H108ZM115 246V245H114ZM113 246V247H114ZM116 246L114 247V248H116ZM128 246V245H127ZM160 246V245H159ZM14 247V246H13ZM53 247V248H54ZM70 247V246H69ZM107 247V246H106ZM120 247V246H119ZM186 247V246H185ZM190 247V246H189ZM0 248H2L1 247V245H0ZM9 248H11V247H9ZM15 248V247H14ZM37 248H38V246H37ZM40 248L43 250V248H42V245L39 247V250L37 249V251H40ZM46 248H47V246H46ZM46 248L44 249L45 250V252H47L46 251ZM53 248H52V250H53ZM84 248V247H83ZM85 248H87V247H85ZM118 248V247H117ZM6 249V248H5ZM15 249H17L18 250V248L16 247ZM20 249V248H19ZM81 249V248H80ZM17 250H15V251H17ZM35 250H36V245H35ZM41 250V251H42ZM50 250V249H49ZM58 250V249H57ZM79 250V249H78ZM12 251H14V250H12ZM80 251V250H79ZM87 251H88V249H87ZM124 251V250H123ZM44 252V251H43ZM42 252V253H43ZM44 252V253H45ZM53 252V251H52ZM73 252V251H72ZM75 252V251H74ZM172 252V251H171ZM19 253L20 254H22L23 255V253L22 252H20L19 251ZM42 253H40V255L42 256L43 254ZM64 253H65V251H64ZM149 253H151V252H149ZM173 253V252H172ZM186 253V252H185ZM4 254V253H3ZM9 254V253H8ZM18 254V253H17ZM39 254V253H38ZM63 254V253H62ZM123 254V253H122ZM124 254V255H125ZM163 254V253H162ZM60 255H61V253H60ZM67 254H65V256H66ZM120 255V254H119ZM164 255V254H163ZM34 256H36V255H34ZM53 256H54V254H53ZM57 256V255H56ZM59 256V255H58ZM61 256H63V255H61ZM60 256V257H61ZM168 256V255H167ZM172 255H171V253H169V257H171ZM248 256L251 258V263L252 264H264V261H263V258L261 257V255H260V253H253V254H248ZM37 257V256H36ZM46 261H49V260H51V255L50 254H46ZM55 257V256H54ZM64 257V256H63ZM118 257H120V256H118ZM146 257V256H145ZM165 257V256H164ZM31 258V257H30ZM38 258V257H37ZM65 259H66V257H64ZM64 258H62V260H65ZM142 258V257H141ZM140 258V259H141ZM40 259H42V257L40 258ZM39 259V260H40ZM60 259V258H59ZM119 259H121V257L119 258ZM35 260H37V259H35ZM73 260V259H72ZM122 260V259H121ZM147 260V259H146ZM146 260H144V261H146ZM158 260H159V258H158ZM38 261V260H37ZM41 261V260H40ZM45 261V262H46ZM78 261V260H77ZM76 261V262H77ZM120 261V260H119ZM232 261V260H231ZM17 262V261H16ZM39 262V261H38ZM41 262H43V261H41ZM54 262V261H53ZM116 262V261H115ZM21 263V262H20ZM36 263V262H35ZM49 263V262H48ZM55 263V262H54ZM57 263V262H56ZM62 263H63V261H62ZM73 263H74V261H73ZM122 263V262H121ZM141 263V262H140ZM161 263H162V260H161ZM21 264H23V263H21ZM47 264V263H46ZM76 264V263H75ZM77 264H79L78 262H77ZM81 264H85V263H81ZM132 264H134V263H132ZM139 264V263H138ZM143 264H145L144 262H143ZM160 264V263H159Z\"/></svg>","mask_w":264,"mask_h":264}]
</instances>
